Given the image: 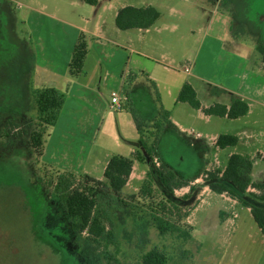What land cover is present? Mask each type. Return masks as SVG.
Here are the masks:
<instances>
[{"label": "crops", "instance_id": "0c3cea01", "mask_svg": "<svg viewBox=\"0 0 264 264\" xmlns=\"http://www.w3.org/2000/svg\"><path fill=\"white\" fill-rule=\"evenodd\" d=\"M239 3L214 0L211 8L197 3L180 7L175 0L20 2L27 8L39 82L30 88L34 104L37 108L35 87H55L65 96L41 159L60 171L103 180L114 154L133 156L141 150L149 162L139 143L141 133L132 110L145 122V136H150L153 125L163 119L164 108L169 116L154 154L156 165L164 164L181 179L196 184L204 181L206 170H224L229 157L239 153L253 159V181H264V133L254 128L264 119V52L259 49L264 47V15L254 17ZM147 5L160 12L152 26L118 27L116 17L121 8ZM82 33L88 53L82 71L72 75L70 61ZM34 79L35 72L30 81ZM186 83L194 87L200 108L179 99ZM113 91L120 94L124 107L130 108V117L119 120L121 115L113 111ZM237 98L249 105L244 116L229 118L204 110L216 103L230 107ZM38 115H26L24 123ZM119 124L127 134L117 132ZM220 134L238 136L237 144L219 147ZM138 162L136 159L129 180L139 181L146 173L147 167L136 173ZM256 168L259 178L254 174ZM204 187L211 190L207 182ZM198 188L202 186L192 197Z\"/></svg>", "mask_w": 264, "mask_h": 264}, {"label": "rangeland", "instance_id": "374dc122", "mask_svg": "<svg viewBox=\"0 0 264 264\" xmlns=\"http://www.w3.org/2000/svg\"><path fill=\"white\" fill-rule=\"evenodd\" d=\"M28 1L0 0L2 263L141 264L144 253L158 248L167 254V264H264V233L250 209L220 193L205 190L206 182L203 180L195 182L196 187L202 188H198V192L189 199H183V194L190 191L189 186L178 188L173 194L164 191L181 210H176L172 216L167 214L168 211L158 210L159 215L168 216L178 227L174 232L161 234L150 208L151 204L159 203L163 197L160 193L163 187L154 172L158 167L154 157H150L146 165L138 162L136 168V173L145 167L146 173L152 171L153 196L145 197L139 193L146 178L145 172L139 181L128 180L120 192L109 187L99 190L98 201L114 221L119 250L115 245L103 250L92 243L85 232L72 228L66 206L55 188L57 176L54 169L45 165L44 159L38 158L29 143L37 120L29 119L24 123L26 115L36 116L38 113L30 88L33 84L39 86L29 22L26 21L27 8L20 5V2L24 5ZM175 1L180 7L195 3L211 8L214 6V0ZM239 5L249 9L254 17L264 15V0H240ZM34 72L35 79L31 82L30 77ZM110 93L108 91L109 99ZM113 111L121 115L119 120L131 116L130 108H115ZM250 119L254 121V115ZM260 120L254 128L264 133V119ZM8 122L17 124L11 128V134L6 135L5 125ZM117 132L121 136L127 134L121 124L117 126ZM148 140L151 144L154 135H150ZM254 174L256 178L260 177L259 168L255 169ZM190 184L194 185V182ZM180 215L182 218H179Z\"/></svg>", "mask_w": 264, "mask_h": 264}, {"label": "trees", "instance_id": "16d2710c", "mask_svg": "<svg viewBox=\"0 0 264 264\" xmlns=\"http://www.w3.org/2000/svg\"><path fill=\"white\" fill-rule=\"evenodd\" d=\"M88 1L93 4L97 2V0ZM159 16L160 12L152 5L143 7L125 6L119 10L116 23L123 30L135 27L148 28L155 23ZM259 49L264 52L263 46H260ZM87 53L88 41L85 34L82 33L74 47L70 61V73L72 75H78L82 71ZM34 96L39 115L37 119H33L37 120V122L34 132L30 136L29 143L38 158H41L46 146L47 136L50 133L49 129L58 119L65 96L55 87L35 89ZM158 99L160 100L159 93ZM179 99L189 102L194 107H201L197 93L189 83L183 86ZM204 110L207 114L227 115L229 118H238L247 114L249 105L245 100L237 98L230 107L216 103ZM132 114L141 133L139 143L146 150L150 159L156 153L160 132L168 121L169 111L163 108V119H159L153 125L156 132H152L154 140L151 144H149L148 140L150 136H145L144 134L145 122L139 117L135 109L132 110ZM16 124L15 122H8L5 125V134H11V128ZM22 132L26 133V130ZM237 142L238 136L233 134H220L217 139V145L222 148L235 145ZM136 159L145 163L147 157L141 150H137L133 156L112 155L105 169V180L88 174L79 175L71 171H60L51 167L57 176L55 185L57 194L66 206L72 228L77 232H85L87 238L103 250L110 245H115L117 250H119V240L114 229V221L98 201L99 190L109 187L115 192L122 191L130 178ZM45 165L48 166L47 163ZM157 166L154 172L163 187V191L160 190L163 197L159 203L151 204L150 208L152 209V217L158 231L161 234H167L178 230V227L168 216L159 215L158 210L162 209V212L168 211L167 214L172 216L176 210H181V207L170 200L164 191L173 194L176 189L189 186L190 191L183 195V199H189L197 187L195 184L191 185L190 181L181 179L164 164ZM252 168L253 159L250 156L234 153L229 157L224 170L216 167L206 170L203 179L212 191L227 194L248 207L264 233V181H253L251 176ZM152 179L153 173L149 170L140 188L139 193L141 195L145 197L154 195ZM42 181L45 182V180ZM97 187L100 189H97ZM251 187L254 188L253 191H249ZM179 218H182V215ZM167 262V254L158 248H153L143 254L141 264H167ZM0 264H2L1 257Z\"/></svg>", "mask_w": 264, "mask_h": 264}, {"label": "built area", "instance_id": "2783aa9c", "mask_svg": "<svg viewBox=\"0 0 264 264\" xmlns=\"http://www.w3.org/2000/svg\"><path fill=\"white\" fill-rule=\"evenodd\" d=\"M112 102L114 103L117 109H122L124 107V102L120 94L116 91H113L112 93ZM198 136H200V133H198Z\"/></svg>", "mask_w": 264, "mask_h": 264}, {"label": "flooded vegetation", "instance_id": "af4514ba", "mask_svg": "<svg viewBox=\"0 0 264 264\" xmlns=\"http://www.w3.org/2000/svg\"><path fill=\"white\" fill-rule=\"evenodd\" d=\"M3 264V263H2Z\"/></svg>", "mask_w": 264, "mask_h": 264}]
</instances>
